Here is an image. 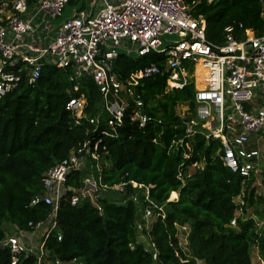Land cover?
Wrapping results in <instances>:
<instances>
[{
  "label": "trees",
  "instance_id": "obj_1",
  "mask_svg": "<svg viewBox=\"0 0 264 264\" xmlns=\"http://www.w3.org/2000/svg\"><path fill=\"white\" fill-rule=\"evenodd\" d=\"M193 1L183 0L195 17L204 19L206 39L211 43L223 41L226 27H234L238 35L247 28L264 35V0H200L192 6ZM164 62V55L154 53H120L113 61L112 71L119 80L152 63L160 67L161 73L142 80L137 92L144 112L162 123L138 128L126 115L120 137L109 143L111 165L102 178L108 185L134 181L151 186V197L164 205V218L154 219L143 231L154 246L147 249L139 239L135 224L139 217L132 201L119 204L115 201L121 197L110 194L100 201V213L88 203L71 206L68 193L61 200L56 228L45 238L49 259H75L81 264H253L255 245L264 256V195L257 193L256 178L242 184V177L224 165L217 139L197 133L189 142L191 150L186 148L184 118L177 108L187 106L185 119L194 115L195 86L191 82L167 92ZM70 73L45 65L33 85L23 76L19 87L0 101V241L9 225L30 231V223L45 221L50 213L48 205H31L43 191L42 174L85 139V130L71 125L67 101L83 94L87 113L99 111L93 80L82 78L75 92ZM180 140L172 154L174 142ZM194 163L201 168L191 170ZM179 170L183 183L177 178ZM260 179L263 186L264 171ZM127 189L132 192L130 186ZM175 193L177 199L170 201ZM240 195L242 206L235 202ZM258 220L263 227L257 228ZM183 225L189 227L187 251L177 238V227ZM0 264H10L7 248H0ZM18 264H36V259L29 256Z\"/></svg>",
  "mask_w": 264,
  "mask_h": 264
},
{
  "label": "built area",
  "instance_id": "obj_2",
  "mask_svg": "<svg viewBox=\"0 0 264 264\" xmlns=\"http://www.w3.org/2000/svg\"><path fill=\"white\" fill-rule=\"evenodd\" d=\"M71 2L77 4L73 16L60 25L52 24ZM0 4V12H7L0 18V101L19 87L23 76L33 85L45 65L70 70L75 92L82 78H91L100 98L94 114L87 113L83 94L65 104L71 125L83 128L85 139L42 174L43 191L31 205H48L47 219L30 223V231L8 226L12 233H5L0 247L9 250L10 264L29 256L35 257L36 264H81L75 259L51 260L44 250L45 238L56 228L61 200L68 193L71 206L88 203L100 213V201L110 194L121 197L115 201L119 204L132 201L141 233L154 219L164 218V205L151 197V186L134 181L108 185L102 179L111 165L109 143L120 137L126 115L138 128L162 123L144 112L137 92L142 80L161 73L160 67L152 63L119 80L112 63L120 53L164 55L167 92L193 82L194 115L185 119L187 106L178 107L183 111L178 115L184 118L186 148L191 150L189 142L197 133L217 139L224 165L242 177V184L252 176L257 181L263 160L260 149H264V35L257 36L249 28L238 35L234 27H226L223 41L211 43L206 39L204 19L195 17L183 0H0ZM165 35L177 39L165 40ZM163 40L167 45L162 48ZM201 166L194 163L191 170ZM177 178L184 182L181 170ZM73 181L79 186L71 185ZM127 186L132 192L128 193ZM175 194L170 201L177 199ZM236 199L242 206V195ZM179 230L187 238L188 225L178 226ZM146 246L154 245L148 240Z\"/></svg>",
  "mask_w": 264,
  "mask_h": 264
},
{
  "label": "rangeland",
  "instance_id": "obj_3",
  "mask_svg": "<svg viewBox=\"0 0 264 264\" xmlns=\"http://www.w3.org/2000/svg\"><path fill=\"white\" fill-rule=\"evenodd\" d=\"M76 5L74 2L69 3L68 5L65 6V8L62 10V13L60 15V17L56 18L55 20H51L52 24L54 25H60L63 21L70 19L73 16L74 13V9L76 8ZM164 39L166 40H175L177 39V36L175 35H165ZM163 47H166L167 43L163 40L162 41ZM177 113H179L180 115L183 114V111L181 108L177 109ZM177 145H174V147L172 148L171 152L173 154V152H175V150L177 149L176 147ZM261 152L263 153V160L260 162L259 167L261 168V173L260 171L258 172V175L260 173L261 177L264 171V149H260ZM255 185L257 186V193L264 195V185H260V176L257 177V181L255 183ZM171 196V195H170ZM176 198V197H175ZM174 198V199H175ZM169 200H172V198L170 197ZM235 201H237V199H235ZM139 217V216H138ZM139 219V218H138ZM257 228H261L263 227V222H260V220L257 221ZM10 235L12 233V231L8 228L7 231ZM177 238H178V242L180 247L183 250L187 251V238H186V232H183L182 230L178 231L177 234ZM139 239L142 240L143 243H147L148 239L147 237L144 235V233L139 232ZM251 257H252V263L253 264H264V256L260 253L257 245L252 246L251 248ZM79 264V263H78ZM198 264H203V262H198Z\"/></svg>",
  "mask_w": 264,
  "mask_h": 264
},
{
  "label": "crops",
  "instance_id": "obj_4",
  "mask_svg": "<svg viewBox=\"0 0 264 264\" xmlns=\"http://www.w3.org/2000/svg\"><path fill=\"white\" fill-rule=\"evenodd\" d=\"M0 10H1V4H0ZM6 11L0 12V18H4V15L6 14Z\"/></svg>",
  "mask_w": 264,
  "mask_h": 264
},
{
  "label": "water",
  "instance_id": "obj_5",
  "mask_svg": "<svg viewBox=\"0 0 264 264\" xmlns=\"http://www.w3.org/2000/svg\"><path fill=\"white\" fill-rule=\"evenodd\" d=\"M0 248H2V247H0Z\"/></svg>",
  "mask_w": 264,
  "mask_h": 264
}]
</instances>
